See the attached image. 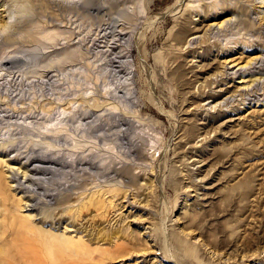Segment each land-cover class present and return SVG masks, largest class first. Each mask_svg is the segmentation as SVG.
<instances>
[{
	"label": "rangeland",
	"instance_id": "374dc122",
	"mask_svg": "<svg viewBox=\"0 0 264 264\" xmlns=\"http://www.w3.org/2000/svg\"><path fill=\"white\" fill-rule=\"evenodd\" d=\"M262 51L264 0H0V216L91 199L44 227L133 236L104 264H264Z\"/></svg>",
	"mask_w": 264,
	"mask_h": 264
},
{
	"label": "bare ground",
	"instance_id": "6f19581e",
	"mask_svg": "<svg viewBox=\"0 0 264 264\" xmlns=\"http://www.w3.org/2000/svg\"><path fill=\"white\" fill-rule=\"evenodd\" d=\"M194 37L196 36H193V38ZM261 58L264 59V51H262L261 55L257 57V59H261ZM74 144L76 143L74 142ZM72 150H69V152ZM75 151L76 150H74L73 152ZM73 152L71 153L73 154ZM32 158H33L32 161L34 162V163L31 162L33 163V166H31L32 169H38L41 165H45V164L48 167H50L55 163L58 164L61 163L62 161L57 159L59 157H57L56 159H52V156L48 157L45 155H39L37 157L33 155ZM72 166L73 165H71V167ZM9 173H10L9 175L13 180L17 178L15 170L11 165H9ZM25 173L27 172L25 171ZM3 183H4L3 179L0 177L1 194L5 190V185ZM45 189L47 188L45 187ZM50 196L53 197V194ZM36 204L39 203H34V204L28 203L26 204V206L30 210L36 208L40 209L39 208L40 205H36ZM41 204H47L48 207H51V205L55 204V202L53 203L52 199L49 200L43 199ZM95 204L97 203L90 199L88 204L83 206L81 205V207H79L78 210H76V208H71V207L66 209V211L61 210L59 212V217H57L58 214H56V212L54 213L49 211L48 216L46 215V217L49 218L56 217L57 219L56 222H58L63 212L67 217H71L72 220L78 219L81 218L80 215L84 208L88 209L91 207V205H95ZM46 217L43 216L41 218V221L36 223L34 222V220H32L30 215L25 217H21L17 215H7L3 217L0 216V264H104L105 259L110 261V258L113 259V257L115 256H120L115 258L124 259L127 258L126 255L127 253H129L130 255L132 254L130 251H127L125 249V245L127 242L130 241L132 242L133 236L131 239H126L127 237L126 235H117L114 233L111 234L96 233L94 230L92 232L91 230H89L87 232L88 237L87 239H85L82 236L79 237V236L70 235L65 231L59 232L56 229L52 230L50 228L44 227L45 221L43 218ZM62 219L63 218H61V220ZM38 223H41V225H39ZM99 239L101 240L104 239L108 243H112V245L107 247V249L105 250L102 247L93 246L92 241H95V243L97 244V241ZM168 254L169 256L168 255L166 256L167 260L170 263L177 264L178 262L176 261V259L171 258L172 254L171 257H170V253Z\"/></svg>",
	"mask_w": 264,
	"mask_h": 264
}]
</instances>
